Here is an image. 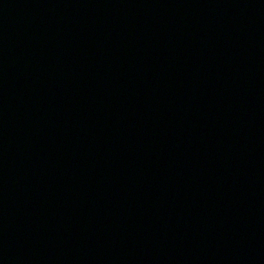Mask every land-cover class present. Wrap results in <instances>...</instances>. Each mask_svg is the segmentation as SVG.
<instances>
[{
  "label": "water",
  "instance_id": "water-1",
  "mask_svg": "<svg viewBox=\"0 0 264 264\" xmlns=\"http://www.w3.org/2000/svg\"><path fill=\"white\" fill-rule=\"evenodd\" d=\"M0 264H264V0H0Z\"/></svg>",
  "mask_w": 264,
  "mask_h": 264
}]
</instances>
